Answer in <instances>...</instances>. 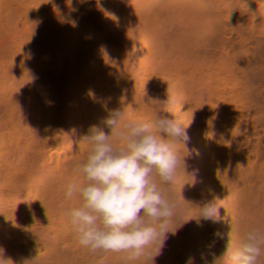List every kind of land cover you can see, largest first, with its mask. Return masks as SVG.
Instances as JSON below:
<instances>
[{
    "label": "trees",
    "instance_id": "1",
    "mask_svg": "<svg viewBox=\"0 0 264 264\" xmlns=\"http://www.w3.org/2000/svg\"><path fill=\"white\" fill-rule=\"evenodd\" d=\"M66 1L69 7L77 8L88 0ZM111 1L100 0L89 16L111 14ZM260 4L264 0L197 1L194 12L198 16L201 5L216 10L231 22L239 13L241 21L237 27L243 33L252 24L254 42L245 36L246 62L236 63L244 71L239 89L229 87L230 82L218 74L222 65L218 59L226 60L231 54L229 43L237 39L236 31L211 32L203 52L199 50L196 59L206 61L195 66L189 91L195 102L188 108L197 127L199 145L189 160L183 142L165 137L186 164L184 171L181 163L174 180L167 184L153 173L164 197L176 205L168 225L170 232L159 255L155 244L148 246L141 257L131 259L130 252H94L79 243L68 213L82 206L83 199L79 193L68 198L66 190L73 182L86 183L77 166L86 162L91 150V141L84 138L92 135L93 126L108 136L112 134L109 143L115 149L126 147L112 133L106 120L115 111L123 112L124 116L126 107L130 111L135 109L131 103L132 80L141 81L135 93L143 103H150L146 108L151 113L162 99V80L149 72L148 58L138 55L129 60L130 64L121 66L120 58L106 51L104 59L101 55L98 58L101 79L97 83L122 84L124 88L103 92L85 77L80 66V63L88 65L87 56H77L76 60L70 50L68 61L72 74L80 79V88L61 66L66 57L37 49L32 39L60 41L61 34L50 21L57 9L69 10L66 4L62 0H35L31 6L20 8L17 1L9 0L6 11L0 13V52L14 51L0 58L2 258L13 264H187L189 258L193 264H234L231 256L240 248L246 234L257 228L264 233V151L255 154L252 142L245 144L233 133L247 138L264 136V10ZM21 16L27 21L23 22ZM208 21L205 19V23ZM83 28V21L69 14L60 31L64 36L70 34V48L71 43L81 45L74 43L73 38L75 32L84 33ZM72 30L74 33H70ZM113 36L119 41L117 35ZM217 36L225 44L215 42ZM16 37H22L20 44H7ZM48 95L60 100L68 110L66 123L59 131L43 125L42 106L44 96ZM207 123L209 128L205 127ZM123 124L120 120L121 129ZM151 131L158 135L155 129ZM189 161L191 171L197 172L194 175L187 170ZM178 173L190 177L178 180ZM206 205L217 209L213 219L200 216L199 208ZM145 220L156 226L150 218ZM225 252L228 253L224 255ZM259 264H264V249Z\"/></svg>",
    "mask_w": 264,
    "mask_h": 264
},
{
    "label": "clouds",
    "instance_id": "2",
    "mask_svg": "<svg viewBox=\"0 0 264 264\" xmlns=\"http://www.w3.org/2000/svg\"><path fill=\"white\" fill-rule=\"evenodd\" d=\"M15 1L20 8H27L35 0ZM90 12L81 5L77 8L70 7V11L65 15L61 7L54 12L50 21L53 28L56 26L62 28L69 14L78 16L83 21L84 33L75 32L73 38L74 43H81L74 47L78 57L88 53L86 48H81L86 41H99L104 52L109 51L110 48L112 34L101 25L105 18L100 14L90 17ZM106 14L119 20V15L115 11ZM25 20L27 21L26 17ZM60 30H56L61 34L58 42H45L40 38H32L36 48L53 54L55 47H58L59 53L64 54L66 52L64 43L70 34L64 36ZM81 38L83 40L79 41ZM21 41L22 37H16L10 39L7 44H20ZM85 77L99 86L97 83L99 79L86 74ZM75 82L81 87L79 78ZM42 116L43 125L47 126V129L59 131L66 123L68 110L60 100L48 95L44 96ZM122 117L123 112L115 111L106 120V124L111 127L112 133L115 132L117 137L125 142V148L115 149L109 143L112 134L108 136L96 126L91 128L92 135L84 138V141H91L92 147L86 162L78 165L77 170L84 175L86 183L81 185L73 182L66 190L68 198L79 193L83 204L72 209L68 215L78 234L79 243L94 252L126 251L131 253V259H137L144 255L148 246L158 244L156 255H159L167 239L166 234L170 232L168 225L174 216L176 205L164 197L153 173L155 172L160 180L167 184L174 180L176 170L181 163L185 171V160L181 162L165 137H170L175 142H183L186 156L190 160L193 155L190 129L194 122L190 116L186 126L182 128L175 120L157 116L150 123H124L121 129ZM151 129L162 135H156ZM187 170L191 175L197 173L191 171L190 161ZM199 209L200 216L204 219H213L217 214L214 206L206 205ZM145 217L154 221L156 226L146 222ZM262 249H264V233L258 228L253 229L246 234L244 242L232 254L231 259L234 264H259ZM2 252L3 250L0 249V264H7L11 260H4ZM187 264H193V259L189 258Z\"/></svg>",
    "mask_w": 264,
    "mask_h": 264
},
{
    "label": "bare ground",
    "instance_id": "3",
    "mask_svg": "<svg viewBox=\"0 0 264 264\" xmlns=\"http://www.w3.org/2000/svg\"><path fill=\"white\" fill-rule=\"evenodd\" d=\"M8 1L0 0V13L6 11ZM62 1L69 8L68 10L66 7H62L65 15H67L70 7L67 5L66 0ZM197 1L112 0L110 7L118 13L119 20H115L106 13L101 15V17L105 18L101 25L112 34L109 51L120 58V65L130 64L129 60L136 59L138 55L146 57L150 62L149 72L156 73L162 80V86H160L162 88L160 92L162 99L155 112L152 113L147 111L146 108L150 103H143L141 96L135 93L140 87L141 81L136 78L132 80V86L130 87L131 103L135 105V109L133 111H130L128 107L124 109L125 115L121 118L122 123H150L155 117L163 116L170 120H175L182 128L186 126L190 118L188 108L195 102L189 92L193 72L197 64L206 61L196 58L199 55V50L201 49L203 52L204 44L210 40L211 32L230 34L236 31L237 39L229 43V46L232 47L231 54L226 60L218 59L222 62L218 74L223 75L230 82L229 87L239 89L238 82L242 79L244 71L242 68L237 67L236 63L241 62L245 65L248 50L245 36H248L253 41V25L248 24L242 33L237 27V24L241 21L239 13L236 14V20L230 23L223 14L214 9L207 10L203 5L200 8L201 16H198L194 12ZM83 7L92 11L98 7V0H88L83 4ZM259 7L264 10V4H260ZM21 19L26 22L25 17L22 18L21 16ZM205 19L209 21L205 23ZM54 29L59 30L61 28L56 26ZM70 33H74V31L72 30ZM114 34L120 38L119 41L115 40ZM68 40H65L66 42L64 43L66 50L64 54L59 53L58 47H55L53 54L59 53L62 57H66L62 61L61 66L67 70L75 81L77 78L72 74L70 61H68L70 50L75 54V46L71 43L70 48ZM214 41L221 45L225 44L219 36L215 37ZM81 48L88 50V53L85 54L88 59V65L80 63V66L86 75L100 80L101 69L98 58L101 55L104 59V51L100 46V42L86 41ZM7 53L12 55L14 51L6 49L0 52V58H4ZM75 56L77 60V55L75 54ZM121 85L112 83L99 84L103 92L109 90L121 91L124 88ZM83 98L84 95L82 93V98L80 99L82 105ZM60 103L63 104L61 101ZM138 116L140 119H138ZM228 122L231 121L229 120ZM205 127L209 128L208 123ZM196 131L197 127L193 124L190 129L193 153L199 145ZM233 133L239 135L245 144L252 142V149L255 154L260 150L264 151L263 135H257V137L251 135L250 138H247L234 131ZM159 135L160 133H158ZM188 177L190 175L178 173L177 179L188 180ZM236 248L238 247L235 246ZM218 249L221 250L220 245H218ZM227 253L225 252L224 255Z\"/></svg>",
    "mask_w": 264,
    "mask_h": 264
}]
</instances>
